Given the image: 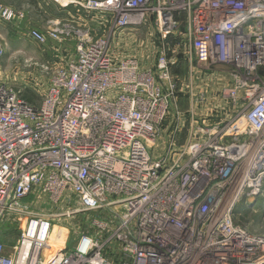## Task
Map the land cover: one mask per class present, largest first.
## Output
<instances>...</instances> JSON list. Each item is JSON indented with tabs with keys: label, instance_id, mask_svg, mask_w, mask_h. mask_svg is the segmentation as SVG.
I'll return each instance as SVG.
<instances>
[{
	"label": "built area",
	"instance_id": "1",
	"mask_svg": "<svg viewBox=\"0 0 264 264\" xmlns=\"http://www.w3.org/2000/svg\"><path fill=\"white\" fill-rule=\"evenodd\" d=\"M53 1L97 16L100 34L29 29L39 46L76 45L44 68L38 105L0 82V264H264V234L235 217L264 195V0ZM19 15L0 4L3 22ZM151 16L180 54L115 57L110 39ZM5 51L0 39V72ZM182 61L228 74L219 98L241 110L184 146L172 131L155 155ZM63 217L81 221L72 237Z\"/></svg>",
	"mask_w": 264,
	"mask_h": 264
},
{
	"label": "rangeland",
	"instance_id": "2",
	"mask_svg": "<svg viewBox=\"0 0 264 264\" xmlns=\"http://www.w3.org/2000/svg\"><path fill=\"white\" fill-rule=\"evenodd\" d=\"M13 9L15 10V8ZM95 21L94 18L89 17L83 24L90 27L94 35H99L100 31L98 26L94 25ZM182 21L184 22L183 18ZM109 42L111 53L115 57H136L141 59L142 66L145 67H153L158 51L163 46L169 49V56L180 54L177 52L174 42L161 37L154 16L136 27L129 26L111 38ZM65 44L69 45V49L64 46L59 51L58 47L49 49V47L39 46L27 37L20 41L10 40L7 42L3 58L0 82L20 91L23 97L27 94L31 95L32 99L29 101L37 105L40 104L50 80V77L44 72V68L57 63L59 57L72 55L75 51L74 40ZM194 66L196 67V65ZM172 74L177 84L176 99L171 104V112L161 128L159 140L154 145L155 155L168 152L172 137L169 138V135L172 131L174 132L172 135L177 141V147L184 146L192 126L198 128L206 124L213 127L222 121L227 123L228 120L234 119L241 110L231 101L219 98L222 88L231 85L228 74L209 71L205 68L192 73L191 65L187 61L174 65ZM79 213L86 218L87 215L83 211ZM235 217L237 224H242L251 232L264 234V195L253 200L250 199V201L243 199L236 209ZM82 221L83 225L87 224L86 220ZM79 222L81 221H69L63 217L58 221L57 233L64 228L66 232L71 233L72 237L74 231L78 229ZM8 233L14 235L12 231ZM7 239V242L11 243L12 240ZM56 240H60V237H57ZM56 244L59 245V242Z\"/></svg>",
	"mask_w": 264,
	"mask_h": 264
},
{
	"label": "crops",
	"instance_id": "3",
	"mask_svg": "<svg viewBox=\"0 0 264 264\" xmlns=\"http://www.w3.org/2000/svg\"><path fill=\"white\" fill-rule=\"evenodd\" d=\"M0 4L11 6L20 14L19 17L9 23L0 19V39L5 47H7V42L12 39L20 41L23 38H28L29 29L49 32L58 21L74 27H80L79 25L83 24L89 17L98 22L97 16L92 17L90 15L88 17L83 9H79L74 4L69 7H62L61 4L53 0H0ZM96 21L94 25H97ZM64 46L68 48L69 45L66 44L62 47Z\"/></svg>",
	"mask_w": 264,
	"mask_h": 264
},
{
	"label": "trees",
	"instance_id": "4",
	"mask_svg": "<svg viewBox=\"0 0 264 264\" xmlns=\"http://www.w3.org/2000/svg\"><path fill=\"white\" fill-rule=\"evenodd\" d=\"M26 100H30V99H32V96L31 95H25V97H24Z\"/></svg>",
	"mask_w": 264,
	"mask_h": 264
}]
</instances>
